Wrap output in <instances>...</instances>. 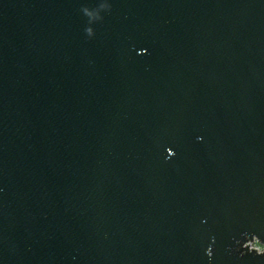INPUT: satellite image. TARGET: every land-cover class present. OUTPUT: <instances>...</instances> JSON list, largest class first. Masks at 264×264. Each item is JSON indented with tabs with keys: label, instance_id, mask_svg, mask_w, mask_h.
Returning <instances> with one entry per match:
<instances>
[{
	"label": "water",
	"instance_id": "95a60500",
	"mask_svg": "<svg viewBox=\"0 0 264 264\" xmlns=\"http://www.w3.org/2000/svg\"><path fill=\"white\" fill-rule=\"evenodd\" d=\"M253 235L264 0H0V264H264Z\"/></svg>",
	"mask_w": 264,
	"mask_h": 264
},
{
	"label": "clouds",
	"instance_id": "9594fccd",
	"mask_svg": "<svg viewBox=\"0 0 264 264\" xmlns=\"http://www.w3.org/2000/svg\"><path fill=\"white\" fill-rule=\"evenodd\" d=\"M85 32L88 37H93L95 35V32L91 28H86ZM174 153H170L172 155ZM247 236V234H245ZM259 242V245H264V242H262L257 236L253 235L250 239H246V241L241 245L240 241H237V247L233 248V252H237L240 254V256H244L246 253L241 250V248L246 249L247 253H255L258 256H264V248H261L257 244L253 242ZM207 256L209 257V260L211 261L213 257V251L211 248L207 249L206 252Z\"/></svg>",
	"mask_w": 264,
	"mask_h": 264
}]
</instances>
